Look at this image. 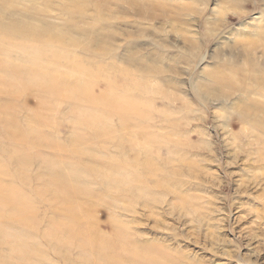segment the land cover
<instances>
[{"label":"rangeland","instance_id":"1","mask_svg":"<svg viewBox=\"0 0 264 264\" xmlns=\"http://www.w3.org/2000/svg\"><path fill=\"white\" fill-rule=\"evenodd\" d=\"M0 38V264H264V0H0Z\"/></svg>","mask_w":264,"mask_h":264},{"label":"bare ground","instance_id":"2","mask_svg":"<svg viewBox=\"0 0 264 264\" xmlns=\"http://www.w3.org/2000/svg\"><path fill=\"white\" fill-rule=\"evenodd\" d=\"M0 40H1V41H3L1 38H0ZM0 43H1V42H0ZM3 43H5V41H4ZM0 45H1V44H0ZM4 46L6 47V45H5V44H4ZM7 46H8V45H7ZM11 46H12V45H11ZM13 46H15V47H16V45H13ZM23 46H24V44L22 45V47H23ZM0 47L4 48V47H3V45H2V46H0ZM19 47H20V46H19ZM22 47H20V48H22ZM26 47H27V46H26ZM26 47H24V48H25L24 50H22L23 48H22L21 50H22V51H24V52H26V51H28V49H30V48H28V49H27ZM29 47H30V46H29ZM37 47H38V48H40L39 46H37ZM7 48L9 49V48H10V46H9V47H7ZM7 48H6V50H7ZM33 48L35 49V48H36V46H35V47H33ZM33 48H31V50H32V51H33ZM11 49H13V47H12ZM14 49H18V47H17V48H14ZM4 50H5V48H4ZM1 52H3V51L1 50ZM1 52H0V54H1ZM29 52H30V50H29ZM3 54H4V53H3ZM7 57H8V56H7ZM42 64H43V63H41V65H40V66H42ZM28 73H29V72H28ZM28 73H27V75H28ZM22 74H23V72H22ZM24 75H25V72H24ZM25 76H26V75H25ZM54 82H55V81H54ZM113 137H114V136L112 135V139H113ZM50 182H51V181H50ZM51 183H52V182H51ZM20 206H21V204H20ZM18 207H19V206H18ZM19 209H20V208H19ZM18 211H19V210H18ZM21 211H22V210H21Z\"/></svg>","mask_w":264,"mask_h":264}]
</instances>
